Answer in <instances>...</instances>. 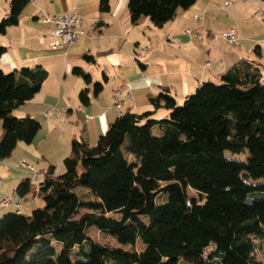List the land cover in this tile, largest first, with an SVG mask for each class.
Returning <instances> with one entry per match:
<instances>
[{"label":"trees","instance_id":"16d2710c","mask_svg":"<svg viewBox=\"0 0 264 264\" xmlns=\"http://www.w3.org/2000/svg\"><path fill=\"white\" fill-rule=\"evenodd\" d=\"M197 1L128 0L130 21L135 25L148 18L163 28ZM28 4L11 1L0 36L19 24ZM101 10H109V0L102 1ZM6 50L0 46V57ZM260 50L255 48L259 56ZM73 73L91 83L81 68ZM47 78L42 67L0 71V161L10 158L19 143L32 144L40 132V123L13 113L35 98ZM94 90L97 95L102 85ZM88 92L79 95L84 106L90 105ZM151 102L169 111L168 117L126 112L96 145L74 140L62 170L50 167L37 189L31 179L19 184L18 197L35 193L43 206L29 216L17 208L0 219V264H264L256 258L255 243L264 241L260 65L239 62L221 84L204 83L181 106L167 90ZM226 152L247 155V160L228 159ZM78 188L96 200L82 199ZM165 195L167 201L157 204ZM80 210L86 212L76 218ZM92 227L131 250L95 243L87 235Z\"/></svg>","mask_w":264,"mask_h":264},{"label":"crops","instance_id":"0c3cea01","mask_svg":"<svg viewBox=\"0 0 264 264\" xmlns=\"http://www.w3.org/2000/svg\"><path fill=\"white\" fill-rule=\"evenodd\" d=\"M11 1L0 0V21L10 14ZM102 1L29 0L19 24L0 36V46L7 49L0 57V71L42 67L48 72L41 91L13 113L40 123L41 130L32 144L19 143L10 158L0 161L2 193L14 203L0 209V219L16 212L17 205L27 214L43 206L35 193L22 199L16 189L27 179L34 186L40 183L50 167L61 171L74 140L96 145L126 112L142 115L154 111V119H165L169 111L156 109L151 98L167 90L178 104L184 102L204 83L216 84L233 66L250 61L248 57L260 43L261 38L250 33L257 30L258 23L243 17L248 0H198L189 10H179L176 19L163 28L155 27L148 18L132 24L128 0H109L107 11L101 10ZM229 1L233 3L229 5ZM69 13L83 18L89 36L65 53L52 49L53 27L43 23V18L45 14ZM197 15L202 17L199 22L194 21ZM231 29L236 31L238 44L228 43L223 51L218 41L227 42L225 36ZM145 46L149 50L143 53ZM86 56L92 60L87 61ZM74 68L88 74L91 83L75 75ZM96 84L102 85L97 95ZM120 88L121 112L113 107ZM84 89L89 90L88 106L79 97ZM3 135L0 123V140Z\"/></svg>","mask_w":264,"mask_h":264},{"label":"rangeland","instance_id":"374dc122","mask_svg":"<svg viewBox=\"0 0 264 264\" xmlns=\"http://www.w3.org/2000/svg\"><path fill=\"white\" fill-rule=\"evenodd\" d=\"M247 8L248 10L245 11L244 16H247V20L248 21H252L254 23H258L257 30H254L250 33H252L251 35L253 37H258L261 38L260 39V43H258V45L255 46V48L257 46H259L261 48L260 52L261 55L259 56L256 52H255V48L253 50V54H251L248 59H251L253 61H256L259 65H260V69H261V73H262V81L264 83V0H248V4H247ZM257 21V22H256ZM83 26H84V22H83ZM227 41V40H226ZM219 43H222L223 45H219V48H221L223 51H227V45L228 42H222L221 40L218 41ZM146 47V46H145ZM142 49V52L144 50V48ZM250 60V61H251ZM218 84H221V81H219ZM183 104L179 103L178 105L181 106ZM2 124V122H1ZM3 126V125H2ZM156 133V132H155ZM226 157L228 159L231 160H236V161H246L247 160V155H232L229 152L225 153ZM127 159L129 162L133 161V158L131 156H127ZM38 184L36 183L35 188H38ZM76 193L84 200L87 201H94L96 200L95 196L89 192L88 190H85L83 188H78L76 190ZM189 195L191 197H195L196 199H200L199 194H197L196 192L189 190L188 191ZM167 196H162L157 200V204H162L164 202L167 201ZM28 200V199H27ZM30 200V199H29ZM28 200V201H29ZM25 202L24 201V210H25ZM33 212V211H32ZM31 212V213H32ZM86 211L85 210H80V213L76 216V218H79L81 215H83ZM31 213L27 214L25 213V211H23V215L25 216H29ZM143 220L148 223V218L144 217ZM87 235L90 239H92L95 243L104 245V246H108L110 248H121L122 250L125 251H129L131 250V246L129 245H121L119 244L115 239H113L112 237L101 233V231H99L96 227H92L87 231ZM255 243L257 245V252H256V258L258 261H261L264 263V241H259V240H255ZM144 245L142 243L141 240L137 241V251L138 252H142L144 250ZM109 264H114V262H110ZM179 264H187L184 262H180Z\"/></svg>","mask_w":264,"mask_h":264},{"label":"built area","instance_id":"2783aa9c","mask_svg":"<svg viewBox=\"0 0 264 264\" xmlns=\"http://www.w3.org/2000/svg\"><path fill=\"white\" fill-rule=\"evenodd\" d=\"M232 3L233 1L228 2L229 5H231ZM201 19L202 17L198 15L194 17L195 22H199ZM83 22V18L76 13H69L63 15L45 14L43 18V23L53 27L51 32L52 49L67 53L72 45L77 43L83 37L89 36V34L83 28ZM225 39L230 45H237L238 38L236 36L235 29H231L226 34ZM148 50L149 47H145L143 53L147 52ZM209 65L210 63H208V66ZM124 86L128 87L129 89H132V85L130 83H125ZM121 88L118 91L113 104V107L119 112L122 111L123 106V102L118 98V94L121 91ZM22 166L30 168V166L25 162H22ZM30 169H32V167ZM3 185L4 182L2 176L0 175V209L14 204L12 197H6L2 193ZM17 208L20 209V206L17 205Z\"/></svg>","mask_w":264,"mask_h":264}]
</instances>
